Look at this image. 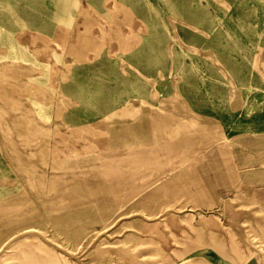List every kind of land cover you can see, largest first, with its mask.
Returning a JSON list of instances; mask_svg holds the SVG:
<instances>
[{"label":"rangeland","instance_id":"obj_1","mask_svg":"<svg viewBox=\"0 0 264 264\" xmlns=\"http://www.w3.org/2000/svg\"><path fill=\"white\" fill-rule=\"evenodd\" d=\"M119 1L0 0V264H264V0Z\"/></svg>","mask_w":264,"mask_h":264},{"label":"bare ground","instance_id":"obj_2","mask_svg":"<svg viewBox=\"0 0 264 264\" xmlns=\"http://www.w3.org/2000/svg\"><path fill=\"white\" fill-rule=\"evenodd\" d=\"M106 1V0H105ZM112 2H113V5L111 6V7H108V6H105V8H106V10L107 11H109L110 13H115V12H117L118 10H121V9H124V10H126L127 9V7L126 6H124L119 0H112ZM80 7V6H79ZM88 9H90V10H95V7L94 6H92V5H90L89 6V8ZM87 9V10H88ZM80 11L81 12H83V13H85V11H86V9L85 8H81L80 7ZM209 20V19H208ZM134 32H133V30H132V28H130V31H129V34H127V35H130V34H133ZM95 38H98V36H96L94 33H92L91 31H90V28L89 27H87V26H85V28L84 29H78L77 30V32H76V41L79 43V44H81V45H85V44H87V43H90L91 42V40H93V39H95ZM123 41H126V39H127V37L126 36H122V38H121ZM2 43V46H5L6 47V45L7 44H5V42L3 43V42H1ZM0 43V44H1ZM9 45H8V50L10 51V53L12 52V53H14L15 54V56L18 58V55H23V53H24V51L26 50V46H24V45H22L21 43H14V42H12L11 40H9ZM2 46H0V47H2ZM67 47L69 48V49H72L73 47H74V44H71V43H69L68 45H67ZM243 58H245V57H243ZM43 66H45V67H48V64H43ZM131 110L133 111L134 110V108H129V107H127V106H124V107H122L121 108V110L119 111V112H121V114L122 115H126V114H129L130 112H131ZM74 127V126H73ZM87 127V126H86ZM90 127V126H89ZM88 127V129H89V131H91L93 134H96L97 133V131L94 129V128H89ZM85 128V125H81V126H75V128H73V130H75V132H77V133H80L83 129ZM87 129V128H86ZM73 130H72V132H73ZM74 133V132H73ZM87 145V144H86ZM88 146V145H87ZM84 147H86L85 145L83 146V148ZM68 150L70 151V150H72V148H68ZM52 176V175H51ZM55 176V175H54ZM53 176V177H54ZM59 176V175H58ZM52 177H50V182L52 183L53 182V180L51 179ZM62 178V177H61ZM59 179V178H58ZM48 180V179H47ZM19 186V185H18ZM18 186H16V190H20V187H18ZM5 192H7V191H5ZM5 192H0V201L1 202H9V201H12L13 200V198H11L12 196H6L8 199H6V198H4V194H5ZM20 192V191H19ZM7 194V193H6ZM22 193H20V195H21ZM4 195V196H3ZM18 197H19V195H18ZM21 197V196H20ZM253 197H255V199H257V201H259V203L263 206V208H264V196H254L253 195ZM264 211V210H263ZM187 224L189 225V228H190V230H191V232H192V234L194 235V237H196L197 239H199V238H202V239H204V240H207V239H205L204 238V232L202 231V228H203V226H201V225H194L193 223H190V220L189 221H187ZM224 227H226V226H224ZM227 243L229 244L228 246H229V248H230V250H232V253H234L235 255H240L241 253H240V250H239V247H238V243H237V241H236V239L234 238V235H233V233H232V231L230 230V229H228L227 231ZM183 233L185 234H187V231H185V230H183ZM189 233V232H188ZM209 233L211 234V235H217L218 233L217 232H215V230H212V229H209ZM183 234V235H184ZM187 236H188V234H187ZM189 236H191V235H189ZM180 238V237H179ZM190 238V237H189ZM184 239V238H183ZM197 239H196V241H197ZM177 243H179V244H182V241H180V240H177L176 238L174 239ZM184 240H186V239H184ZM189 240V239H188ZM194 240V239H193ZM209 240L213 243V242H215L216 244L215 245H217L218 243H219V241H218V239L216 240V238H215V236H212V237H210L209 238ZM199 241H200V239H199ZM194 242V241H193ZM194 243H197V242H194ZM187 244V243H186ZM198 244H199V242H198ZM200 244H201V242H200ZM41 245H42V247L43 246H45V244H43V242H42V244L40 243V245H36V247H40V249H41ZM184 245H185V243H184ZM204 245V244H203ZM213 245H214V243H213ZM223 244L221 243V246H222ZM208 246V245H207ZM223 246H226V245H223ZM204 247H206V246H204ZM212 247V246H211ZM213 247H215V246H213ZM221 248V247H220ZM225 248V247H224ZM213 249V248H212ZM215 249V248H214ZM221 249H223V247L221 248ZM158 250V249H157ZM185 250V249H184ZM216 250H218L219 251V249H217L216 248ZM21 251H23V253L24 254H22L21 256L23 257V255H25V253H26V256L28 255L27 253L28 252H24V250H21ZM174 251L175 252H177L178 253V249H176V248H174ZM185 251H187V249L185 250ZM188 252V251H187ZM186 252V253H187ZM221 252H222V250H221ZM22 253V252H21ZM181 252H179V254H180ZM30 254V253H29ZM32 254V253H31ZM221 254V253H220ZM181 255H182V253H181ZM5 257H6V255H4ZM26 256H24L26 259H29L28 257H26ZM222 256V255H221ZM228 256V255H227ZM240 256H242V255H240ZM30 257V256H29ZM226 256H224L223 258H225ZM229 258V257H228ZM227 258V259H228ZM32 259V258H31Z\"/></svg>","mask_w":264,"mask_h":264}]
</instances>
